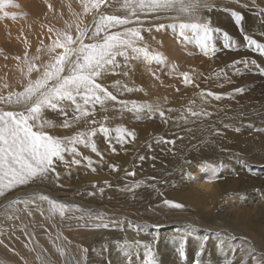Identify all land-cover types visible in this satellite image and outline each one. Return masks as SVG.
Returning a JSON list of instances; mask_svg holds the SVG:
<instances>
[{"label": "bare ground", "instance_id": "6f19581e", "mask_svg": "<svg viewBox=\"0 0 264 264\" xmlns=\"http://www.w3.org/2000/svg\"><path fill=\"white\" fill-rule=\"evenodd\" d=\"M213 1L215 5L219 3L224 6V10L227 6L226 4L234 5L232 7L227 6L226 8V10L233 8V11L238 9L240 4H249L247 1L252 2L251 4L264 3V0ZM84 2L85 0H16V4L19 6L16 5L9 9L7 3L0 9V94L6 96L9 91H22L28 80L35 79L42 72L43 65L49 63L52 56L62 51V49H56L54 53L48 52V48L56 38L57 32L69 31L73 38H75L77 23L81 27L84 25L94 27L93 17L96 10L87 13L84 12ZM121 2L122 0H108L106 5L101 6L100 11L104 14L124 15V11L120 8ZM49 5L52 7L49 8ZM221 9L208 12V19L211 22V27L223 28L228 31L229 36L227 38L224 36L226 40L224 37L222 40L232 45L236 43L234 42L236 41L235 36H237L236 27H229L228 19L230 18L226 16L227 14H223L225 11H221ZM240 9V14H242L240 16L243 19L239 23L243 27L242 24L244 22L246 23L249 15L246 9ZM256 10L258 13L259 10L257 8ZM5 12L9 13V18L8 16L5 18ZM13 13L16 15H11ZM169 18L171 19L173 17L170 16ZM179 18H182V16ZM254 19L256 18L254 17ZM159 21H162V19ZM163 21H168V18ZM145 23L147 24V28H152V23ZM249 23L251 24L253 32L261 35L260 37L258 35L256 36L257 40L264 42V27L257 25L253 21H249ZM221 24H227L229 28L222 27ZM67 25H72V27L69 29ZM49 29H52V31L49 32ZM142 35L144 40L139 42V44L142 47L147 46L149 56L155 53H161L164 59H168L169 62L170 60H175L177 63L183 60L181 55L187 51L185 46L191 40L196 41L192 38L190 30H185L182 36L180 29L174 33L170 31L163 32V30L157 32L155 28H152L151 33L142 32ZM172 36L175 37L174 42L171 41L173 40ZM166 38H169L170 42L167 39L164 47L165 50H162L161 39ZM177 39H180V42ZM217 39L216 37L213 38L212 42L215 45L218 61L209 58L208 66L211 67L208 70H205L198 64L201 57L198 54L195 55V58L189 59L190 61H185L188 65L184 63L186 66L185 71H188L192 67L190 72L191 77L193 75L198 76V78L199 76H203L201 78L204 79V82L196 83L200 85V88L205 89V91H203V95L198 92L197 98L192 97V91L185 87L180 93V96H182L180 98L181 101L179 99L174 101L167 98L168 94H164L162 90L156 89L157 87L153 86V83H146L148 78L150 81H154V76L157 78L163 77L164 72H169L168 69L171 63L167 64L166 66L168 67L163 68V71L159 68V70H156V66L154 67L153 65V59H145L143 54H141L139 59L129 61V67H125L123 57H118L120 67L116 71H109L101 78H98V83H102L104 87L117 96V101L106 102V111L101 110L100 105H96L95 113L87 118H81L78 123L74 122V117L77 113L74 111L75 106L70 104V102L64 103L61 108L45 109L43 111L44 119L50 122L44 128V131H47L50 135L61 138L73 136L77 132L90 131L93 127L98 129L101 123L110 129V133L108 137H105L103 133L97 131L93 137L97 149L95 152L92 151L91 147L77 145L76 147L80 153L77 158L81 160V163L79 165L65 167L62 162H58L56 167V171L59 173L58 179L55 178V173H50L48 179H36L28 185H20L14 189H10L3 196H0V214H3L0 215V237L3 238L0 239L2 241L0 243V264H45V261L47 264H62L63 262L65 264H78V261L85 264L82 261L83 254L81 250L83 248L89 249L86 264H115L118 250L122 252L120 248L118 249L117 242L122 243L125 239L137 242L130 248L134 255H138L139 251V255L142 256L140 252L141 247H150L149 249H145V252H142L143 259L144 256H148L150 259V255L153 254L152 251L150 252V249H152V245L150 246L149 244L151 240L145 238L140 239V237L145 236L144 232H142L144 229L135 227V225L129 224V222L120 217H108L99 211L110 209L135 214L131 207L127 206H133L132 203L138 205L146 204L143 203L142 192L131 197L128 195L125 196L122 191L125 188H136V184L144 177L151 182L155 181L152 180L155 178L159 180L155 183L156 188L159 190L157 193L163 191V195L160 193L152 197L151 199L153 200L150 202H153L155 199L153 203H158L157 206L162 210H166V214L172 213L170 214V219L157 224L160 225L159 227L169 228L163 230V233L172 232L168 236L174 237L177 234L182 236L187 232L189 234L188 237L192 236L194 240L200 242L199 248L201 246L203 247L204 250L202 253H198L197 250L195 263L198 261L199 264H242L240 262L246 257V252L248 251V246H242L246 241L254 243L253 246L261 251L264 256V170L259 168L260 165L264 164V133L258 131L261 128L259 126L248 129V127L246 128L241 123L239 126L236 125L237 120H239L238 117L243 115V109L252 105L251 103L254 102V106L263 107L257 102L264 100V83L254 87L246 86L243 88L241 86L244 91L237 93L234 91L236 88H233L234 86L231 82H226L225 84L218 82L215 79L216 76L218 77L215 70L225 67L235 58L242 59L245 54L241 53V55V51L238 52V49H236L237 53L231 54L224 52L221 54V51L219 52L221 49V45H219L221 42L219 40L221 39ZM88 42L91 41L86 39L85 43ZM26 53L27 59L25 57ZM193 54L195 53L192 52V56ZM164 62H161V64L167 63ZM29 63L35 64L39 72L34 71L32 74L27 75V66ZM138 64H140V67H138ZM125 71L129 73L128 76L123 75ZM249 73L246 72L245 75ZM203 74L208 75L204 76ZM142 75L145 78L146 84H144V81H141ZM116 81L121 82L119 85L121 91H117V87L115 86ZM125 84L136 90L132 92L123 91V85ZM5 85H8V87H5ZM142 85L145 90L140 89ZM218 91L224 92V94H220L222 95L220 96L221 98L214 100L217 101L216 103H212L211 99L218 95ZM209 92L215 95L209 96ZM225 94L226 97L224 98ZM143 99L148 104H160L165 108L169 104L176 108L180 106L178 110H174L172 113L162 108L158 110V115L159 111H163L164 116L166 115L165 120L169 122L168 128L163 129L154 123L155 114L153 112L130 111V104L129 108L121 110L122 106L118 103L121 100L130 102L140 100L137 103L142 104L141 101ZM0 108L4 110H21V106L5 105L2 103H0ZM261 109L264 112V108ZM88 110L90 113L92 112L91 105L88 106ZM191 112L201 114L193 116ZM222 112L226 115L223 117H214L216 114H221ZM203 113H210V115ZM105 116L108 117L107 120L103 119ZM228 119H233L232 129L223 126V122L225 123ZM65 120L70 122L68 127L62 126ZM92 120L97 121V123H91ZM212 122L215 123L214 129L208 128ZM117 128H123L127 132L134 133V138L133 136H129V145L123 146L124 149L118 145L121 142L112 139L118 136ZM102 138L105 140L104 143L101 141ZM157 139L163 140L164 142L174 141V143L165 142V145H170L171 154L164 158L163 161H157L155 159V157H159L157 150L161 148V144L157 142ZM139 144L140 147L136 148V145ZM141 155H145L143 160L138 158ZM84 157H88V159L85 160ZM65 159L70 161L72 157L66 153ZM244 160L246 162L248 161L249 167L253 169L252 171H249L243 165L244 163L242 161ZM140 161L142 162L140 163ZM136 162L139 163L137 164ZM193 162H197L199 168L202 169H207L205 166L209 165V162H213L216 165L222 162L225 167L220 169L218 173L219 178L216 180L210 179V171L207 169V179L198 187L192 184L189 185L190 182L182 184L179 180H175L176 177L173 172L179 173L180 171H184L187 166H189V169L193 168L192 166H195ZM251 164H256L258 167H254ZM110 165L115 166V168L113 169ZM81 166H85V170L90 173L80 177L79 172ZM126 169L129 171L125 173L123 170ZM130 173H134V175ZM186 175L187 171L185 170L184 176ZM70 176L75 177L73 179L74 184L72 183L71 186L69 184L70 182H65L66 180L68 181L67 178ZM109 177H114L115 179L112 182L109 192H100V190L96 189L102 187V184H99L98 187H90V185L83 186L84 181L88 179L105 180ZM30 192H38L54 200L71 202L75 205L82 206V208L86 207L90 209L95 207L97 211L94 210L93 215L102 213L104 222L110 223V227L106 229L94 228L92 226L94 221L89 220L87 214L81 210L77 213H67L68 215L65 218H61L60 216L54 218L50 216L53 221L55 219L59 221L57 225L62 229V236L71 240L69 241L71 243L70 246L73 248L75 246L74 243L76 244V250H73L75 252L74 258L71 255L72 257L64 261L60 251L57 250L59 247L58 233L53 232L54 226L46 224L49 223V219L47 222H43L47 216L43 215L44 219L42 220L38 216L42 211L43 204L40 207H37L38 204H32L28 206L27 210H25V206L23 208L18 204L15 205L14 207L20 209V211L15 213V216L18 218L14 219H7L4 213H2L7 211L9 214H12V209H6L5 205L10 200L23 197ZM89 193L92 194L89 195ZM164 199L183 203L185 208H169L163 204ZM215 200L216 202H214ZM250 202H253L251 204L252 207L249 204ZM119 203L127 204L119 205ZM240 203L245 205L242 207ZM209 205H211V208L208 207ZM247 205H249V208H247ZM29 212L31 215H29ZM24 216L30 220V223L24 220ZM80 216H84V219L75 218ZM67 217L73 218L69 219ZM50 222L52 223V221ZM189 222H196L203 226L209 225L235 229L234 231H230L229 229L222 228L224 231H230L242 240L236 237L239 242H233L231 239L222 236L211 237L210 240L212 241L223 240L225 246L219 247L217 253L219 258L225 257V261H222L217 256H212L210 261L201 263L199 258L212 245H209L206 242L207 240L199 235V232H196L194 228H189L187 224ZM17 226L20 227L18 228ZM14 231H16V235L11 234ZM197 241H193V243ZM185 243L190 244L188 239H186ZM229 243L234 244L233 250L230 252L226 248L229 247L227 245ZM102 245H107V247L102 249ZM93 248L97 249L96 253L91 251ZM194 248L196 247L194 246ZM213 252L216 251L213 250ZM249 254L248 256L251 255L250 257L253 259L243 264H264V258L255 253ZM38 257L40 258L38 259ZM136 259L134 260L137 263L140 262L138 261V256Z\"/></svg>", "mask_w": 264, "mask_h": 264}, {"label": "snow or ice", "instance_id": "6c2138e0", "mask_svg": "<svg viewBox=\"0 0 264 264\" xmlns=\"http://www.w3.org/2000/svg\"><path fill=\"white\" fill-rule=\"evenodd\" d=\"M11 2L12 0H0V9ZM107 3L108 0H85L84 12L96 10L93 17L94 27L90 25L81 27L77 23L75 38L69 31L57 32L56 38L48 48V52L54 53L56 49H62V51L52 56L51 61L43 65L42 72L35 79H29L22 91H9L6 96L0 94V103L21 106L19 111L0 108V196H3L10 189L20 185H28L36 179H48L50 173H55V178L58 179L59 173L56 171L58 162H62L65 167L81 163V160L77 158L80 155L77 145L91 147L94 152L97 150L93 141L97 131L103 133L105 137H108L110 133V129L105 127L103 123L98 129L93 127L90 131L77 132L73 136L61 138L44 131V128L50 122L44 119L43 111L45 109L61 108L64 103L70 102V104L75 106L74 111L77 115L74 117V122L76 123L81 118H87L94 114L96 105H100L101 110L106 111V102L117 101V96L104 87L102 83H98L97 80L105 73L114 72L120 67L118 57H123L125 67H129L130 60L139 59L141 54H143L145 59H164L161 53L149 56L147 46H140L139 42L144 40L142 32L151 33L152 28L159 31L178 26L182 36L185 30L191 31L192 38L198 42L200 49L205 55H208L210 50L213 53L215 52V45L212 43L213 33L221 30L211 27V22L207 19L200 22V14L203 11L211 12L215 8L211 0H122L120 8L124 11V15L104 14L101 12V6ZM51 7L49 5V8ZM173 12L177 14V17H173V19L178 18L180 15H186L189 17L194 16L196 20L180 22L178 25L176 23L168 25L153 23L162 19L161 14ZM4 15L8 16L9 13L5 12ZM11 15L15 16L16 14L13 13ZM236 15L242 21L243 18L240 14L237 13ZM145 22L152 23V28H144ZM71 27L72 25H67V28L70 29ZM112 29L122 30L112 31ZM51 31L52 29H49V32ZM223 35L227 38L229 33L224 32ZM86 39L91 42L85 43ZM245 40L254 51L264 54V43L253 39L251 35L246 36ZM224 47L227 48L230 45H225ZM25 57L27 59V53ZM246 63L249 62L237 60L233 62V65L236 66V71H239L240 66ZM233 65H230V67ZM34 71L39 72V69H37L35 64L29 63L27 75L32 74ZM123 75L128 76L129 73L125 71ZM182 76L186 85L192 83L191 77L187 72L182 73ZM120 83V81L115 82L117 91H121ZM5 87H8V85H5ZM122 90L132 92L136 89L130 88L125 84ZM234 91L239 93L244 91V89L236 88ZM208 95L212 96L215 94L209 92ZM215 98L220 99L221 97L216 95ZM118 103L122 106L121 110L129 108L130 104L131 108L129 110L133 112L143 110L149 112L158 111V109L148 103L140 104L135 101L124 100ZM89 105L92 108L91 113L88 110ZM191 114L196 116L201 113L191 112ZM203 114L210 115V113ZM159 115L164 117V112L159 111ZM103 119L107 120L108 117L105 116ZM69 123L68 120H65L62 126L68 127ZM91 123L95 124L97 121L92 120ZM117 132V140L120 142L124 141L125 135L133 136L134 138V133L127 132L123 128H117ZM165 142L174 143V141ZM66 153L71 155L72 159L70 161L65 159ZM84 159L87 160L88 157H84ZM140 159L143 160L144 157L141 156ZM110 167L115 168L113 165H110ZM205 167L210 171V179L216 180L219 178L220 169L225 166L221 162L218 165H206ZM130 174L134 175V173ZM103 191L104 189L101 188L100 192ZM91 194L89 193V195ZM36 199L48 202L50 216L58 213L61 218H65L66 213L73 212L79 208L75 204L59 202L47 195L30 192L23 197H17L9 201L5 208H11L12 214L5 211V217L7 219L18 218L15 213L19 212L20 209L14 206L22 203L25 206V210H27L28 206L34 204ZM163 204L169 208H185L183 203L170 199H164ZM83 211L87 214L89 220L94 221L92 225L94 228L106 229L110 227V223L104 222L102 213L93 215V210L84 209ZM29 215H31L30 212ZM67 218L71 219L73 217ZM75 218L84 219V216ZM123 219L127 220L126 217ZM128 222L129 224L136 223ZM153 227L158 228L159 225H153ZM188 227L194 228L195 226L189 224ZM188 235L187 232L184 233L181 236V240L186 242ZM135 243L137 242L125 239L123 243L118 241L117 247L127 255ZM246 243L249 244L248 252L250 254L255 253L256 249L251 246V243L247 241ZM106 247L107 245L101 246L102 249ZM57 250L63 254V248L58 247ZM203 250L201 246L198 249V253H202ZM81 251L83 254L82 261L86 264L89 249L83 248ZM91 251L96 253L97 249L93 248ZM180 254L184 255L183 251ZM45 264H47L46 261ZM148 264H160L156 254L150 255ZM196 264H199V262L197 261Z\"/></svg>", "mask_w": 264, "mask_h": 264}, {"label": "rangeland", "instance_id": "374dc122", "mask_svg": "<svg viewBox=\"0 0 264 264\" xmlns=\"http://www.w3.org/2000/svg\"><path fill=\"white\" fill-rule=\"evenodd\" d=\"M211 2L214 4L213 0H211ZM247 2L249 4H240L238 9H236L238 11H236V10L233 11V8L231 9L232 11L228 10V9L226 10L227 6H229V7L234 6V5H229V4H226L227 6L225 7V10H224V6L220 5L219 3H217V5L214 4L215 8L212 10V11H217V10L223 8V9H221V11H223V10L225 11L223 14H225V15L227 14L226 16H228V18H230V19H228L229 20L228 21L229 27H233V28L236 27V32H237V36H235L236 41H234L236 43H234L232 45H230L229 42L226 43L225 41L222 40L223 37H224L223 33L224 32H228V31L224 30L223 28L222 29L220 28L221 29L220 32L214 33L213 38L216 37V38H218L217 40L221 39V40H219V42H221L219 44V45H221V47H220L221 49L219 50V52L221 51L220 52L221 54L224 53V52H229V53L232 54V53H237L236 49H238V52L241 51L240 54L241 53L245 54L242 59H238V58L236 59L235 58V59H233V61L230 64L226 65L225 67L217 68L215 70V72H217V74H218V77L216 76L215 79L218 80V82H222L223 84H225L226 82H229V83L231 82L232 85L234 86L233 87L234 89L235 88H242V87L245 88L246 86L254 87V86H259L258 84L262 85L264 83L263 82L264 81V66H263L264 65V62H263L264 61V54H261L258 51H254L252 47L248 46L247 41L245 40V37L248 36V35H251L252 38L256 39V40H257V38H256L257 35L259 37L261 36L259 33L253 32V30L251 28V24L249 23V21L250 22L253 21L254 23H257V25H261V26L264 27V3H260L259 2V4H251L252 2H249V1H247ZM16 5L19 6L18 4H16V0H12L11 3L7 4V7L10 9V8L15 7ZM240 6H242V7H240ZM258 6H260V7H258ZM240 8L246 9L247 10V14L249 15V18L246 19V23L244 22L245 24L244 23L242 24L243 27H241V24L239 23L240 19H237V15H236L238 12L240 14V11H239V10H241ZM254 8H255V10H254ZM256 8L259 10L258 13H257ZM234 9H235V7H234ZM208 12L209 11L206 10V11H203L200 14V22H203L205 19H208ZM234 12H236V13H234ZM240 15H242V14H240ZM161 16L162 17L164 16L162 18V21H157V22H154V23H156V24L163 23L165 25L176 23L178 25L180 22H192V21L196 20V17H194V16L193 17H189V16H186V15H180L179 16V17L182 16V18L178 17L176 19H173V18L170 19L169 18L170 16L171 17H177L175 12L169 13V14H161ZM257 16H259V17H257ZM261 16H262L263 19L261 18ZM6 17L7 16H5V18ZM17 17H19V16H17ZM254 17L256 19H254ZM8 18H9V16H8ZM167 18H168V21H163V20H165ZM221 25H222V27H225V28L228 27L227 24H221ZM143 27L147 28V24L145 23ZM117 30H122V29H115L113 31H117ZM162 30H163V32H169L170 31V32L176 33V32L179 31V27L178 26L176 28H170L169 27V28H166V29H161V30H159L157 32H161ZM217 33H219V34H217ZM167 39L169 40V38L161 39V41H162V45H161L162 50H165L164 47H165ZM224 39H225V37H224ZM177 40H178V42H180V39H177ZM171 41L174 42L175 41V37H173V40H171ZM238 41H240V42H238ZM257 41L260 42V43H264L261 40H257ZM169 42H170V40H169ZM191 42H192V44H191ZM240 43H242V44H240ZM191 45H192V47H191ZM225 45H230V47L225 48L224 47ZM185 48H187V51L181 55L183 60L181 62H179V63H177V61H175V60H173V61L170 60V62H169L168 59H164V60H161V61L160 60H153V65H154V67L156 66V70L160 69L161 71H163L165 68L168 67V66H166L167 64L171 63L169 65V69H168L169 72H166L167 75L164 72L163 73V77H160V78L158 77L159 79L156 76H154L155 77L154 81L153 80L150 81L149 78H148V80L146 79L147 80L146 83H148V82L153 83V86L157 87L156 89L162 90V92L164 94H168L167 98L172 99L174 101H176L178 99L180 100V98H182V96H180V93L183 91V89L185 87L187 89L191 90L192 91V97H196V98H197L198 92L204 93L203 91H205V89L200 88V85H197L198 83L204 82V79L201 78L203 76H201V77L199 76V78H198V76L196 77V76L193 75V77H191L190 72H191V68L192 67H190L188 69V71H185V68H186V66L184 65V63L186 64L185 61H190L189 59L195 58L196 57L195 55L198 54L199 56H201L200 57V61L198 62V64H200V66L202 68H204L205 70H208L211 67V66H208L209 58H213V60H217L218 61V58L216 56V52L213 53L210 50L208 55H205L204 52L200 49L198 42H196V41L191 40L188 43V45L185 46ZM192 52L195 53V54H193V56H192ZM213 55H214V57H213ZM237 60H246L249 63H246V64L240 66V70L236 71V66L233 65V62H235ZM164 61L167 62V63L162 65L161 62H164ZM186 65H188V64H186ZM230 65H233V66L230 67ZM160 66H162V67H160ZM138 67H140V64H138ZM172 69H173V71H172ZM185 72H187L189 74V76L191 77V80H192V83L187 84V85L184 83V77L182 76V73H185ZM246 72H248V73L250 72L249 74H247L248 76L245 75ZM255 74H256V76H255ZM207 75L208 74H206L204 76H207ZM167 76H169V77H167ZM167 78H169V79H167ZM141 81H144V84H146L145 83V78H144L143 75L141 76ZM196 82H198V83H196ZM159 84H161V85H159ZM173 85H174V87H173ZM140 89L141 90H145V89H143V85H142V88H140ZM143 93H144V91H143ZM220 94H224V92H219L218 91V95L222 96ZM169 95H171V96H169ZM154 96H158V95H154ZM225 97H226V94H225L224 98ZM208 100H210V99H208ZM214 100H216V98H212L211 102L212 103H216L217 101H214ZM133 101L139 102L140 100H138V101L137 100H133ZM141 103H147V102L143 99L141 101ZM257 103H260L263 107L254 106L255 103L254 102L251 103L253 106L249 105L246 109H243V113H242L243 115H240V117H238L239 120H237V124L236 125L239 126V124L241 123L244 126H246V128L248 127V129L249 128H257V126H259L261 128H259L258 131L264 133V131H263V129H264V112L262 111L263 109H261V108H264V100H261V101H259ZM159 105L160 104H155V103L153 104L154 108H156L158 110H161V108H162V109L168 110L169 113L170 112L172 113L174 110H178L179 107H180L179 106V107L176 108V107L172 106L171 104H169V106H167L165 108L162 105H160V106ZM251 106H252V108H251ZM253 110H254V112H252ZM143 111L144 112H148L147 110H143ZM153 113L155 114L154 123L157 124L158 127H162L163 129L168 128L169 122L165 120V116L166 115L164 117H161L160 115L157 114L158 111H153ZM224 115H226V114L222 112L221 114H216L214 117H223ZM253 115H255V116H253ZM225 123L223 122V126L224 127L227 126V128L232 129L231 126H233V123H234L233 119H228V120L225 121ZM208 128L214 129L215 128V123L212 122L209 125ZM112 139L117 140V137H113ZM101 141H102V143H104V141H105L104 138H102ZM128 141H129V136L126 135L124 141L119 143L118 145L121 148H123V146L129 145ZM157 142L158 143L160 142V144H161L160 147L161 148H159L157 150V155L159 157H155V159L157 161H163L164 158L168 157L171 154V147L169 148L170 145H167V144L165 145V142L163 140L157 139ZM163 146H166V147H163ZM139 147H140V144L136 145V148H139ZM162 147H163V149H162ZM141 156H143V155H141ZM141 156H139L138 158L140 159ZM212 159L214 160V158H212ZM141 162L142 161H140V163ZM197 162H193L194 165H195V166H192L193 168L189 169V166H187V168L184 169V171H180L179 173L173 172L175 177H176L175 180H179L182 184L185 183V182H190L189 185L192 184V185H194L196 187L200 186L203 182H205L206 179H207V175L206 174L208 173V170L199 168ZM242 162L244 163L243 165L249 171L253 170V169H251L249 167L248 161L246 162V160H244ZM136 163L138 164L139 162H136ZM209 165H213V162H209ZM251 165H254V167H258V165H256V164H251ZM73 166H75V165H73ZM259 168L264 170V164L260 165ZM85 169H86L85 166H81V169H80V172H79V176L80 177H83L86 174L90 173L89 171H87ZM185 170L187 171V175L186 176H184ZM123 171L126 173L129 170L126 169V170H123ZM124 172H122V173H124ZM109 173H111V172H109ZM67 179H68V181L66 180L65 182H70L69 183L70 186H71L72 183L74 184V180L73 179H75V177H71L70 176ZM114 180H115L114 177L113 178L109 177V178H107L105 180L104 179H92V180L88 179L87 181H84V183L83 182H81V183H83V186L84 185L85 186L86 185H90V187H98L99 184H102V187H103L104 191L109 192L110 188H111V185H112V182ZM152 180H155V181H152L153 182L152 183L151 181H148V179L144 177V178L140 179L139 180L140 182H138L136 184L137 185L136 188H125L122 191V193H124L125 196L128 195V196H131V197L136 195V194H138V193H140V192H142L143 203H146V204L138 205V204L132 203L133 206H131V205L127 206V207H131L132 211H134L135 214L131 213V212H122V211L118 212L116 210H110V209H104L103 211L102 210H99V211H101L104 215H106L108 217H120L122 219L126 217L127 220H125V219L124 220L127 221V222L128 221L136 222V223H133V225H135V227H137V224H138L139 225L138 228L144 229V231L142 230V232H144L145 236L144 237H140V239L141 238H145V239H150L151 240L150 243H149L150 246L152 245L151 246L152 249H150V252L152 251V253L156 254V257L159 260L160 264H196L195 263L196 256H197L196 253H197V250L199 249V246H200V242L199 241L194 240L192 236H189L187 239L190 242V244L189 243L187 244V243H185L184 241L181 240V236L179 234L175 235L174 237H169L168 234H171L172 232L171 233H163V230L169 229L168 227L167 228H165V227L162 228V226L158 227V228L153 227L154 224L157 225V224L163 223L164 221L170 219L171 218L170 214H172V213H167L166 214L167 211L166 210H162L160 207H158L157 206L158 203H153L155 201V199H154L153 202H150V201L153 200V199H151L152 197H154L156 195H159L160 193H161V195H163V191L160 192V193L159 192L157 193V191H159V190L155 186V183H157L159 180H157L156 178L152 179ZM105 182H107V183H105ZM66 186H67V183H66ZM102 187L96 188V189L100 190ZM66 192L67 193H69V192L72 193V191H70V190H69V192L68 191H66ZM57 201H59V200H57ZM59 202H63V201H59ZM214 202H216V200ZM64 203L73 204L71 202H64ZM243 203H245V202H243ZM21 204H18V205H20V206H22L24 208V205L23 204L21 205ZM34 204L35 205L38 204L37 205L38 207L42 206V204H43L42 211H41V213L38 214V216L40 217L41 220L44 219L43 215L47 216L46 219H44L45 221L43 220V222L45 223L49 219L48 220L49 223H46V224L54 226L53 232L58 233V242H59L58 246L60 248H63V250H64L63 254H61V256L63 257V260L64 261L68 260L69 257H72V256L74 258L75 252H73V250H76V248H75L76 244L74 243L75 246H73V248L70 246L71 243L69 241H71V240H68L67 238L65 239L62 236V234H63L62 229L59 227V225H57L59 221L57 219H55V221H53V219L51 218V217L57 218V217H59V214L57 213L56 215H51V217H50L49 211H47V210H49V205H48V203L46 201H41L39 199H36ZM125 204H127V203H119V205H125ZM249 204L251 206V204H253V202H250ZM244 205L245 204H241L242 207ZM47 206H48V208H47ZM208 207L211 208V205H209ZM79 208H78L79 211L75 210V211H73V213L80 212V210L83 211L84 209H88L86 207L82 208V206H79ZM247 208H249V205H247ZM91 209L93 211L96 210L95 207L90 208V210ZM21 211H23V210H21ZM2 213H5V212H2ZM68 214H72V212L71 213L69 212ZM68 214L66 213V215H68ZM0 215H3V214H0ZM24 220L25 221L27 220V222L30 223V220L27 217L25 218V216H24ZM56 220H57V222H56ZM50 221H52V223L54 225ZM187 224L188 225L189 224L194 225L195 226L194 227L195 231L199 232V235L203 236L204 238L207 237V239H206L207 241L206 242H208L209 245H212V246H209V249H207L203 253V255L199 258L201 263H205V262L210 261L212 259V256L213 257L217 256L219 258L217 251L219 250V247H224L225 246L224 243H223V240L222 241H220V240L219 241H212V240H210L211 237L222 236V237H225L227 239H231L233 242H239L238 239L242 240L240 237L238 238V236H235L234 234H232L230 231L231 230L234 231L235 229H232V228H229V227H214V226H209V225L203 226V225H201L199 223H196V222H194V223L193 222H189ZM17 227L19 228L20 226H17ZM222 228L229 229L230 231H227V230L224 231ZM60 230H61V232H60ZM15 233H16V231H14L11 234L16 235ZM236 237L238 239H236ZM0 239H3V238L0 237ZM212 239H214V238H212ZM193 241H197V242L193 243ZM240 242L243 243L242 241H240ZM178 244H182V245H178ZM253 244L254 243H251V246H253ZM193 245L196 248H194ZM227 245H229V247H226L227 251H229V252L232 251L234 244L233 243H229ZM242 246H248V248H249V244L248 243H243ZM253 247L255 248V246H253ZM147 248L149 249L150 247H148V246H142L141 247L140 252H141L142 256L139 255V251H138V255H134L132 253V251L130 250L129 254L126 255L123 252H120L118 250V255H117L116 259H115V261H116L115 264H126V263L127 264H146V263L148 264L149 257L148 256L147 257L144 256V259H143V254H142V252H145L146 251L145 249H147ZM255 249H256L255 254L259 255L262 258H264L263 253L261 251H259L257 248H255ZM213 250H215L216 252H213ZM181 251H183L184 255L180 254ZM248 254H249V252L247 251L246 252V257L243 260H241L240 263H242V264L243 263H248L250 260L253 259V258L250 257L251 255L249 254L250 256H248ZM137 256H138V261H140L138 263L136 261L137 260L136 259ZM141 257H142V259H141ZM134 259H136V260H134ZM219 259H221L222 261H225V257L224 258H219ZM118 260H120V261H118ZM78 262H80V261H78ZM128 262H131V263H128ZM62 264H65V262H63ZM80 264H82V263L80 262Z\"/></svg>", "mask_w": 264, "mask_h": 264}]
</instances>
